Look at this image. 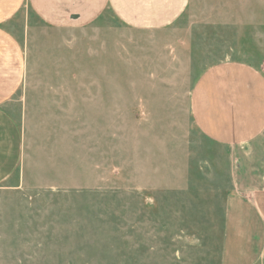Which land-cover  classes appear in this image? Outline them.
Instances as JSON below:
<instances>
[{
  "label": "rangeland",
  "instance_id": "374dc122",
  "mask_svg": "<svg viewBox=\"0 0 264 264\" xmlns=\"http://www.w3.org/2000/svg\"><path fill=\"white\" fill-rule=\"evenodd\" d=\"M7 26L26 61L6 105L22 151L0 182V264H218L226 193L264 187L262 140L207 139L191 93L217 63H260L264 0H187L150 27L25 4Z\"/></svg>",
  "mask_w": 264,
  "mask_h": 264
},
{
  "label": "crops",
  "instance_id": "0c3cea01",
  "mask_svg": "<svg viewBox=\"0 0 264 264\" xmlns=\"http://www.w3.org/2000/svg\"><path fill=\"white\" fill-rule=\"evenodd\" d=\"M187 0H0V182L16 169L22 138L6 105L19 89L25 52L8 22L28 4L38 17L61 23L94 18L109 7L124 23L169 24ZM194 123L209 140L237 146L262 140L264 157V57L258 64L225 61L206 69L191 93ZM218 264H264V187L232 190L223 201Z\"/></svg>",
  "mask_w": 264,
  "mask_h": 264
}]
</instances>
